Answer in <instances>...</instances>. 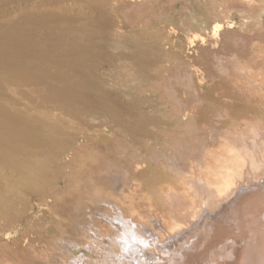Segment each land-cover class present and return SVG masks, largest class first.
Returning <instances> with one entry per match:
<instances>
[{"label":"bare ground","instance_id":"6f19581e","mask_svg":"<svg viewBox=\"0 0 264 264\" xmlns=\"http://www.w3.org/2000/svg\"><path fill=\"white\" fill-rule=\"evenodd\" d=\"M10 1L9 6L0 8L1 13L11 9V15L20 12L24 18L38 17L40 10L45 13L39 29L22 30L13 20L6 27L0 24V59L9 55L31 56L28 61L10 60L0 67V211L17 208L15 195L23 204L26 196L20 195L25 191H48L57 175L67 170L74 155L82 152L93 137L84 130L87 125L79 127L76 123L87 124L89 118L104 117L107 121L99 124L121 128L114 129L118 133L111 135L113 142L104 145L105 151L111 149L121 161L107 157L105 169L82 174L84 198L95 199L101 192L102 185L95 178L105 180L108 191L104 196L101 192L103 197L96 200L104 204H98L96 212L90 213V220L84 221L89 227L82 221L73 222L77 228L75 236L60 237L62 247L70 254L68 264L87 263L84 254L72 253L84 244L105 264H264V121L256 118L244 125L233 122L228 126L229 110L237 97L251 101L264 113V41H253L249 61L244 60V52L219 56L216 74L230 81L232 87L223 108H215L211 102L202 104L201 93L191 86L194 104L199 105L197 110L210 109L203 110L207 135L192 144L182 138L190 129L166 126L171 114L167 118L138 111L78 114L69 111L77 108L74 104L61 106L43 100L35 104V93L63 97L61 88L65 85L87 86L89 70H81V64L94 67L97 60L107 57L108 46L118 45L103 10L108 0ZM131 1L139 8L149 9V0ZM31 7L36 10L29 11ZM223 8V12L229 11ZM223 26L218 22L212 29L217 39ZM120 45L128 51L130 62L140 68L155 64L167 54L162 43ZM144 73L136 71L140 76ZM32 83L37 88H24ZM99 85L104 89L101 82ZM175 85L180 84L176 81ZM14 94L31 95L32 99H27L32 104ZM175 114L178 117L172 122L179 123L190 119L193 112L175 110ZM116 134L120 135L117 140ZM162 136L170 143L162 146ZM120 140L127 144L144 140L146 151L150 157L152 154L151 159L143 158L144 162L147 159L144 171L138 161L132 166L123 150L118 153ZM174 141L178 142L177 147ZM14 213L19 215L18 209Z\"/></svg>","mask_w":264,"mask_h":264},{"label":"rangeland","instance_id":"374dc122","mask_svg":"<svg viewBox=\"0 0 264 264\" xmlns=\"http://www.w3.org/2000/svg\"><path fill=\"white\" fill-rule=\"evenodd\" d=\"M224 1L226 3L222 4L220 0H149L148 3L151 7L149 5L148 10L142 6L139 8L131 0L106 1L103 10L107 18V26L112 31L113 40L118 42V45L108 46L106 49L107 57L97 60L94 67L87 68L86 63L81 64V70H89L86 76L89 80L87 86L73 87L65 85L61 88L63 97L49 92L35 93L33 102L40 104V101L43 100L47 104L56 103L61 106L74 104L77 108L75 110L69 109V111L78 114L107 113L109 110L115 112L138 111L149 115L159 113L164 116L163 118H167V115L171 114V116H168L171 120L166 126L174 129H190L189 133L182 136V138L193 144L199 138L207 135L205 130L207 116L204 111L207 112L210 109L197 110L199 105L194 104L196 100L192 97L191 86L201 93L202 104L211 102L215 108H223L224 99L226 95L232 93V87L230 81L216 74L215 66L220 61L219 56L244 52L242 54L244 60L249 61V52L251 51L249 47H252L251 45L259 40L264 41V26L260 29L261 22L264 23V0ZM228 2L230 3L228 4ZM10 3H12L10 0H0V8H5ZM223 7H226L229 11L223 12ZM34 8H29V11L36 10ZM11 13V9L1 13L0 24L6 27L13 20L17 22L22 30H26L31 29V27L41 28L42 15L45 12L40 10V16L30 18L21 17L22 13L20 14V12L17 16L11 15ZM218 22L224 24V26L220 32L221 36L219 34L217 39L213 36L212 29ZM35 38L36 36L33 37V39ZM257 38L261 39L257 40ZM245 40L247 43L249 42L248 45ZM119 43L130 45L139 43L143 46L149 43H162L166 45L165 52L168 56H165L167 55L165 54L155 64L140 68L130 62L127 57L128 51L124 48L121 49L122 46ZM238 46L242 50L236 49ZM30 57L29 55H9L0 59V67L10 62V60L28 61ZM174 58H177L178 62ZM175 62L178 64H175ZM141 70L145 72L144 75H137L136 71L140 72ZM180 79L182 80L180 81ZM54 81L59 85L61 84L58 79H54ZM176 81L180 85L176 86ZM182 81H184L183 87ZM100 82L104 89L100 88ZM219 85L221 87L218 88ZM24 88H37V86L32 83ZM222 93L223 95H221ZM42 94L44 95L42 96ZM12 96L24 99V102L28 100V97L32 99L31 95H26V97L24 94H14ZM100 98L104 100H100ZM180 99H182L181 102ZM236 99L235 104L229 110L231 117H229L228 126L233 122L237 125H244L245 122L256 118H262L264 121L263 111L255 104L251 101L240 100L239 97ZM206 100L209 102H206ZM28 102L30 101L28 100ZM175 110H179L180 113L189 111L193 114L186 121L172 122L173 118L178 117ZM103 118L99 116L89 118L87 124L74 121L79 127L87 125L84 130L90 131L89 133L93 137L92 139L89 138L82 152L74 155L67 170L65 169L57 175L54 185L48 191L44 193L25 191L20 195L26 196L23 204L18 202V197L15 195L13 202L17 208L11 206L1 209L0 264H54L56 260L58 263L61 261L59 264L71 262L66 260L70 254L69 252L66 253L67 251L62 247L60 237H74L77 230L74 223L89 221L90 213L96 212L98 204H104L103 202L97 203L96 200L101 199L104 196L103 193L106 195L108 191L104 186L106 181L95 178V181L102 185L100 190L103 196L99 192L98 197L96 196L95 199L84 198V187L80 181L82 174L85 172L89 174L90 171V174L94 171L97 173L101 168L105 169L104 161L107 160V157L112 158L114 161H121L119 155H116L109 148L105 151L106 148L104 147L105 144L113 142L111 135L118 133L114 132V129L120 131L121 128L115 126L114 129H111L107 126V123L104 125H102L103 123L99 124V122L107 121V118ZM85 133L84 135H86ZM119 136V134H116L115 139L117 140ZM169 141L164 136L159 139L161 144H164V142L170 143ZM126 142V140L119 141L118 153L123 150L124 156L128 157L131 165L135 166L139 162L142 167L141 172L144 171L146 169L145 165H147L146 160L152 157V154L150 157V153L144 147L146 143L144 140L131 144ZM149 145L153 147L154 143L150 140ZM177 145L178 142L174 143L175 147ZM144 156L147 158L144 159L145 162L143 161ZM118 163L125 165L123 162ZM90 164L91 167H89ZM110 169L107 166L108 172H110ZM87 174L84 176H87ZM105 189L106 191H104ZM14 209H18L19 215L14 213ZM86 226L89 227L88 224ZM56 243L59 244L60 248L57 245L55 246ZM84 245L81 248H75L72 253L77 256L84 254L86 264H105L101 262L100 255L90 251L87 244ZM63 256L67 257L63 258Z\"/></svg>","mask_w":264,"mask_h":264}]
</instances>
